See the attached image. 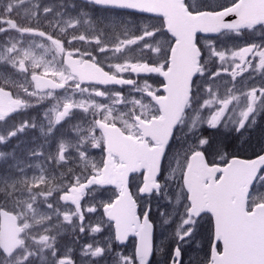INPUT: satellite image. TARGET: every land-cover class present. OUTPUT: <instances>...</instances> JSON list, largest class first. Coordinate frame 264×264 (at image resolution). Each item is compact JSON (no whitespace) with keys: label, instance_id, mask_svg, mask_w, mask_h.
Here are the masks:
<instances>
[{"label":"snow or ice","instance_id":"snow-or-ice-1","mask_svg":"<svg viewBox=\"0 0 264 264\" xmlns=\"http://www.w3.org/2000/svg\"><path fill=\"white\" fill-rule=\"evenodd\" d=\"M66 11L0 0V264H230L212 190L239 162L264 210V0Z\"/></svg>","mask_w":264,"mask_h":264},{"label":"water","instance_id":"water-1","mask_svg":"<svg viewBox=\"0 0 264 264\" xmlns=\"http://www.w3.org/2000/svg\"><path fill=\"white\" fill-rule=\"evenodd\" d=\"M80 1V0H76ZM256 9H249L250 15H255ZM197 170L208 178L215 177L218 168H208L203 157L197 156L188 172L191 181ZM227 180L216 188L213 186V197L219 210L220 228L222 234L230 241L228 260L230 264H264V210L258 211L257 218L249 219L237 212L244 206L247 182L250 177L247 167L239 162L233 163L223 170Z\"/></svg>","mask_w":264,"mask_h":264},{"label":"rangeland","instance_id":"rangeland-1","mask_svg":"<svg viewBox=\"0 0 264 264\" xmlns=\"http://www.w3.org/2000/svg\"><path fill=\"white\" fill-rule=\"evenodd\" d=\"M50 2L53 3V4L56 6L57 10H58V11H61L63 15H67V11H66V10L68 9V5H69L72 1H70V0H50ZM61 5H63V7H61ZM13 15H14V18H15L19 23H21V24L26 23V20L22 19L20 14L14 13ZM57 20H58L59 22H61V23L63 22L62 17H57ZM80 27H81L82 30H84V31H88L89 28H90V25L84 23L83 18H81V25H80ZM97 27H99V25H98ZM106 31H107V30H106ZM241 39H243V38H241ZM226 42H227V41H226ZM245 76H247V73H245ZM250 82H251L250 80L242 81V85H246V84H248V83H250ZM257 82H258V81H257ZM225 83H227V79H226L224 82L221 83V86H220V92H221L222 94H223V91H224V84H225ZM242 85H241V86H242ZM229 87H231V85H229ZM235 118H236V117L234 116V119H235ZM230 127H231V125H230ZM252 127L255 129V130L252 132V137H253V139H257V138H259V136L261 135L259 128H257L256 126H252ZM214 135H217V136H223L224 139H227V138H228L227 135H225V134H223V133L214 134ZM250 154H251V149L242 150V151L240 152V155H241V156H248V155H250Z\"/></svg>","mask_w":264,"mask_h":264}]
</instances>
